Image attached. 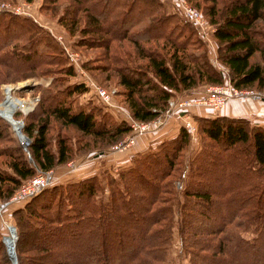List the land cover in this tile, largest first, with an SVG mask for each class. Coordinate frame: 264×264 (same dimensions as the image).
<instances>
[{
    "label": "trees",
    "instance_id": "1",
    "mask_svg": "<svg viewBox=\"0 0 264 264\" xmlns=\"http://www.w3.org/2000/svg\"><path fill=\"white\" fill-rule=\"evenodd\" d=\"M195 4L213 25L216 57L226 73L208 60L197 30L159 0H69L58 22L88 47L108 52L113 42H129L112 69L130 116L147 121L174 92L221 83L224 76L239 89H264V30L256 27L264 22V0ZM51 52L58 50L47 32L29 18L0 11V67L33 71L48 63ZM255 53L262 60H251ZM61 67L63 76L73 73L71 65ZM86 90L72 82L46 91L23 121L26 150L9 130L16 144L6 148L9 170L0 169V196L36 168L70 157L66 138L58 137L53 149L48 143L50 120L108 143L130 131L102 103L110 113L94 104L74 105L72 95ZM196 120L201 144L186 161L191 136L180 126L116 174L105 172L103 182L91 174L48 185L18 204L12 211L16 264H48L47 258L49 264H164L173 227L178 256L188 264H264V125L224 114ZM3 122L0 140L7 134ZM0 264H10L1 240Z\"/></svg>",
    "mask_w": 264,
    "mask_h": 264
},
{
    "label": "rangeland",
    "instance_id": "2",
    "mask_svg": "<svg viewBox=\"0 0 264 264\" xmlns=\"http://www.w3.org/2000/svg\"><path fill=\"white\" fill-rule=\"evenodd\" d=\"M68 1L69 0H58L56 3H48V0H45L44 2L43 0H0V11L3 10L29 18L32 22H34L35 25H37V27L49 34L52 41L56 43L58 50L57 53L51 52V58L48 60V63L37 66L33 71L24 70L21 73L18 70L17 72L15 70H8L3 66L0 67V102L3 99V85H9V87L12 86L14 90L12 95L16 97V99H18L21 104H23L20 105V108L17 107V109L14 110L15 108H10L5 104L7 101L5 98L0 107L1 114L3 116L6 114L5 109L7 112H12L14 110L11 115L12 118L21 119L23 125V121L26 119L25 116L29 112L33 111V109H37L40 99L46 91H53L55 89L61 88L67 83L82 82L81 79L87 78L91 81L92 85L90 86L84 83L87 86V90L84 92L74 93L72 95L74 105L94 104L102 111H105L106 109L104 106L93 94V87L97 86L103 88L108 93L110 102L116 104L125 113L124 116L126 117L121 118V115L117 113V115H119L117 116L115 111L112 110L115 113V115L114 113H111L114 119L116 118L118 121L122 120L131 126L130 131L126 134H123L119 140L108 143L106 140L97 141L92 139L91 136H84L70 125H62L56 120H50L47 137L51 148H54V141H56L58 137L66 138V141L70 143V157L65 162L50 168L52 170L51 183L55 185L64 184L91 174H96L103 182L105 172L109 171L110 173L116 174L118 169L129 166L134 156L154 149L160 140L175 135L178 128L183 126L179 118V113L171 114L172 117H168L167 113L164 112L165 108L162 112L147 121L141 122L135 119H133L134 121L131 120L132 118L130 117L126 102L119 93L122 87L117 84V76L112 69L114 64L111 63V61L115 62L114 58L117 59L116 57H124L123 53L125 52V49L130 48L128 47L129 42L126 40L113 42L110 45L108 52L98 46L88 47L86 45L80 44L78 42L81 37L80 34L78 32L70 34L64 28V26L58 22V16L63 10V5ZM159 1H161L165 11L174 12L182 21L188 20H186L178 11L177 1L192 6L199 12L200 20L198 22H188L195 28V30H197L199 36L201 37L203 47L206 49L208 60L217 68L226 73L225 66L219 60H217L216 57L217 45L212 36L213 25L208 21V18L203 14L200 7L195 4L197 2H200L201 4V0ZM219 4H221V0H218V5ZM256 27L261 31L264 30V22L259 20L256 24ZM106 55H109V59H105ZM259 55V53H255L251 57V60H262ZM58 56L59 61L56 58ZM70 56H72L75 60L72 61ZM118 62L119 61L117 60V64H119ZM62 63H64V65H71L73 69V73L71 75L63 76V74H61ZM44 70L46 71L44 72ZM223 82L229 83L226 76L223 77V81L221 83ZM207 85L211 84L199 85L198 87L191 88L186 93L174 92L173 96L169 100L176 103L180 97L191 92L204 90ZM241 89L256 91L261 97L264 98V89H256L255 86ZM246 96L247 97H243L239 100L241 104L240 108L244 110L245 113L248 112L247 114L241 115V117L246 118L251 123L264 125V115H256V113L253 111L254 108L256 109L261 106V104L258 102L259 99L252 97L250 94ZM24 102H29L32 105V108L26 112L24 111V105H26ZM17 104H19V102ZM249 105L254 106V108H250ZM229 108L230 104L226 103L222 107L216 109L206 108L204 109V112L198 111V108L191 109L190 113L197 114L191 115L195 129L194 132H189L191 137L188 146L183 153V158L185 161L196 152L201 144V134L196 131V119L198 117L220 115L224 114V112V115L230 116L231 114H226ZM106 111H108V109ZM3 116L0 115V118L2 121L8 123V127L6 126L7 134L5 138L0 140V169H5L8 171L9 168L6 165L7 156L5 154L6 148L16 144L10 131H12L17 139L22 137L24 134L21 131L22 126L20 128H15V125ZM26 138L28 139V137ZM25 180L26 179L22 180L20 183L24 182ZM179 181V178L174 181L176 187L179 186ZM12 192L8 196H0V203L4 202L6 206L3 210V218L7 223L12 224L16 229V221L12 211L18 204L22 202L10 203L9 197ZM105 192L106 190H104L103 195ZM46 194L47 193L44 195ZM172 230L173 233L171 245L168 248L167 258L164 264H188L187 258L178 256L180 242L177 233H175V228L173 227ZM49 259L50 258H47L45 260V262L48 264L52 262ZM10 264L13 263L10 261Z\"/></svg>",
    "mask_w": 264,
    "mask_h": 264
},
{
    "label": "built area",
    "instance_id": "3",
    "mask_svg": "<svg viewBox=\"0 0 264 264\" xmlns=\"http://www.w3.org/2000/svg\"><path fill=\"white\" fill-rule=\"evenodd\" d=\"M178 5V11L183 15V17L190 21V22H198L200 20V14L199 12L193 8L192 6H189L185 3H180L177 1ZM70 59L74 61L75 59L70 56ZM83 83L86 85H92L91 81L88 80L87 78L81 79ZM7 88V90H6ZM13 87L9 85H3V99L0 102V107L1 103L4 101L6 96H9L10 98L15 100V103L19 102L17 106L15 107L14 110L20 108L21 104L16 97L12 95L13 92ZM94 91V96L108 109L114 110L117 112L119 115H121L122 118L126 117L124 116L125 113L122 111L120 107H118L116 104L110 102L109 95L108 93L100 87H93ZM252 95V97H256L261 104L259 108H254V106H250V108H254L253 111L256 113V115L263 116L264 115V98L259 95L256 91L253 90H247V89H238L234 86H231L227 82L223 83H217V84H211L207 85L204 90L197 91V92H191L189 94H186L178 99L176 103L171 102L168 100V105L165 107L164 112L167 113L168 117H172L171 114L179 113V118L181 121V124L183 125L188 132L192 133L194 132L195 126L192 121V116L193 114L197 113H190L192 108H198V111H203L204 109H216L219 107H222L226 103L230 104V108L228 110V113L231 114L232 116H241L243 114H247L248 112L245 113L244 110L240 108V99L243 97H247L246 95ZM257 102V101H256ZM26 105H24V111H28L32 108V105L29 102H24ZM6 117L3 116L0 112V115L6 118L7 120L11 121L14 125L15 128H20L22 126V120L21 119H14L12 118V113ZM252 110V109H250ZM250 112V111H249ZM202 114V113H198ZM131 117V116H130ZM132 118V117H131ZM132 118L131 120H133ZM137 120V119H135ZM158 120V118H157ZM139 121V120H138ZM144 122V121H141ZM131 126V125H130ZM17 130V129H15ZM19 141L23 148L26 150V145L28 143V139L22 135V137L19 138ZM52 170L49 169H38L36 168L35 173L26 178V180L22 183H20L12 192V194L9 197V202H23L24 200L28 199L31 197L33 194L38 192L40 189L52 184ZM5 203H0V227H2V233L0 235V240L4 245L5 251L8 254V257L10 261L15 264L16 263V258H15V240H16V229L15 227L7 223L5 219L3 218V210L5 208Z\"/></svg>",
    "mask_w": 264,
    "mask_h": 264
},
{
    "label": "bare ground",
    "instance_id": "4",
    "mask_svg": "<svg viewBox=\"0 0 264 264\" xmlns=\"http://www.w3.org/2000/svg\"><path fill=\"white\" fill-rule=\"evenodd\" d=\"M7 90V89H6ZM6 105L10 108H15L17 106V104L15 103V100H12V98H10L9 96H6ZM18 103V102H17ZM5 115L4 116H8L10 114V112H7V110L5 109Z\"/></svg>",
    "mask_w": 264,
    "mask_h": 264
},
{
    "label": "crops",
    "instance_id": "5",
    "mask_svg": "<svg viewBox=\"0 0 264 264\" xmlns=\"http://www.w3.org/2000/svg\"><path fill=\"white\" fill-rule=\"evenodd\" d=\"M229 110V109H228ZM224 114H225V112H224ZM226 114H229L228 112H226ZM230 116H232V115H230ZM89 170H90V168H89ZM88 172V171H87Z\"/></svg>",
    "mask_w": 264,
    "mask_h": 264
}]
</instances>
